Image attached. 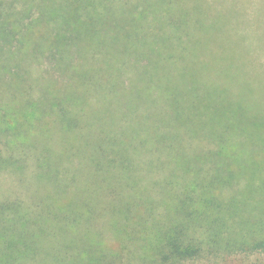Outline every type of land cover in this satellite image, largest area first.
<instances>
[{"label": "trees", "instance_id": "trees-1", "mask_svg": "<svg viewBox=\"0 0 264 264\" xmlns=\"http://www.w3.org/2000/svg\"><path fill=\"white\" fill-rule=\"evenodd\" d=\"M258 53L264 0H0V264L264 254Z\"/></svg>", "mask_w": 264, "mask_h": 264}, {"label": "rangeland", "instance_id": "rangeland-1", "mask_svg": "<svg viewBox=\"0 0 264 264\" xmlns=\"http://www.w3.org/2000/svg\"><path fill=\"white\" fill-rule=\"evenodd\" d=\"M259 63H264V53H260L258 55L257 65ZM37 72H39V70H37ZM245 72L246 71L243 68L242 62L240 60V73L243 74ZM247 78H249V77H247ZM242 79H244V77ZM253 79H254V77H250L248 79V83L254 85V82L252 81ZM253 93H254L253 88L249 87L246 94H248V96L251 97V95ZM13 191H16L17 193L21 194V196H22L23 191H22V188L20 187V185L18 183V178H16L15 175H11L8 173H6L4 175H0V194H7V193L13 192ZM188 264H264V254L261 252H256L253 254H242V253H240V255L234 256V257L230 258L228 261H221V260L216 259V258H208V259L197 260L195 262H191Z\"/></svg>", "mask_w": 264, "mask_h": 264}]
</instances>
